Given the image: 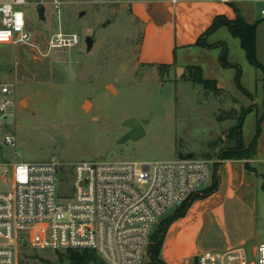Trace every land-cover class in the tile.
I'll list each match as a JSON object with an SVG mask.
<instances>
[{"label": "rangeland", "instance_id": "374dc122", "mask_svg": "<svg viewBox=\"0 0 264 264\" xmlns=\"http://www.w3.org/2000/svg\"><path fill=\"white\" fill-rule=\"evenodd\" d=\"M29 1L33 4L24 8L29 38L15 45L0 41V86L11 90L9 94L0 92V100L12 103L0 113V164L52 159L62 163L56 180L59 196L72 194L67 165L80 160L168 161L190 154L215 165L220 163L222 151L235 146L232 129L243 113L245 145L252 140L258 120L260 129L256 155L244 161L245 169L253 176L258 163L264 173V74L243 54L231 51L245 74L244 85L252 92L240 101L213 83L200 84L203 76L199 66L139 63L142 27L128 8L121 7L122 0H58L59 13L50 5L51 0ZM40 6L45 8V20L38 18ZM59 31L76 33L79 43L71 49L52 48L50 40ZM87 36L92 38L90 50L86 49ZM19 65L30 76L17 75ZM232 72L227 69L225 74ZM232 86L229 90L235 92L237 87ZM129 117L138 121L143 134L119 142L128 131L123 123ZM6 135L14 138L12 145L4 142ZM209 183L207 180L201 187ZM10 189L11 183L2 179L0 168V191ZM259 217L256 238L246 245L251 259L253 250L264 243L262 194ZM158 226L159 222L155 223L150 232L143 264H151L148 247ZM203 239L204 233L199 241ZM209 241L206 234L208 250L221 248L216 244L210 249ZM185 263L192 264L193 259ZM18 264L69 263L63 251L22 248Z\"/></svg>", "mask_w": 264, "mask_h": 264}, {"label": "built area", "instance_id": "2783aa9c", "mask_svg": "<svg viewBox=\"0 0 264 264\" xmlns=\"http://www.w3.org/2000/svg\"><path fill=\"white\" fill-rule=\"evenodd\" d=\"M29 4L33 3L0 0V33L8 37L3 42L23 44L29 38L24 12ZM50 5L59 13L58 0H51ZM79 41L76 33L59 31L50 44L71 49ZM0 92L11 90L0 86ZM11 104L0 100V113ZM13 140L4 137L7 145ZM62 166L53 159L0 164L2 179L11 183L9 191H0V264H18L22 248L88 250L95 254L92 264L97 256L101 264H143L154 224L203 188L211 179L213 162L192 156L168 161L80 160L67 165L72 194L59 196L56 180ZM60 183L65 184L61 179ZM252 257L244 246H238L200 253L193 264H264V243L253 250Z\"/></svg>", "mask_w": 264, "mask_h": 264}, {"label": "crops", "instance_id": "0c3cea01", "mask_svg": "<svg viewBox=\"0 0 264 264\" xmlns=\"http://www.w3.org/2000/svg\"><path fill=\"white\" fill-rule=\"evenodd\" d=\"M122 4L121 7L128 8L142 27L139 63L177 68L199 66L203 78L215 81L219 89L240 97V101L247 97L236 85L239 69V83L250 92L244 85L245 74L231 54L234 49L246 59L238 38L235 41L228 28L220 26L203 36L210 47L195 43L216 17L234 20L239 15L246 23L257 25L256 57L264 65V17L261 15L264 0H122ZM238 47L243 53L237 51ZM223 52L230 66H222ZM227 69L233 70L230 76L225 74ZM230 84H233L231 88L237 87L235 92L229 90ZM220 160L216 170L218 189L210 196L196 200L183 218L169 226L161 251L167 264H184L200 253L238 246L246 248L256 238L259 201L261 194L264 196V173L258 163L254 167L256 173L250 176L243 160ZM206 234L212 244L210 249L216 244L221 248L208 250Z\"/></svg>", "mask_w": 264, "mask_h": 264}, {"label": "trees", "instance_id": "16d2710c", "mask_svg": "<svg viewBox=\"0 0 264 264\" xmlns=\"http://www.w3.org/2000/svg\"><path fill=\"white\" fill-rule=\"evenodd\" d=\"M220 26H226L230 32V34L238 38L240 42V46L243 49L247 61L256 69H258L262 74H264V65H262L257 57H256V44H255V37H256V24H248L246 23L241 16L237 15L234 20H228L224 17H216L210 27L205 31V33L199 37L196 41V45L201 47H210V45L206 44V41L203 36L213 32L215 29L219 28ZM221 64L224 67L230 66V64L226 61V54L223 52L220 58ZM162 66V65H159ZM200 72V69H198ZM238 75L236 77V85L238 89H240L244 94H248V92L240 85L239 83V69H237ZM213 83L216 85V82L213 80H206L204 78L199 80L200 84L206 83ZM262 89H264V77H262ZM227 118H233L230 115H227ZM230 116V117H229ZM244 120V114L242 113L238 119L237 124L232 129V133L235 131L234 140L235 146L232 149H227L222 151L220 154V159L222 160H250L252 156L256 155V140L259 136L260 129L258 126L259 120L256 122V132L247 145L244 144V140L242 137V125ZM218 164L213 165L212 168V177L210 180V184L203 187L198 192L192 194L188 199L182 202L179 206L175 207L170 211L169 214L162 217L158 222L159 226L158 229L152 235L151 243L148 247V255L151 260V264H167L162 260L161 251L162 245L164 242V238L169 226L176 220L183 218L190 206L199 199H203L205 197L210 196L218 189L219 180L216 175ZM244 167L247 169V163H244ZM256 173V169L252 170ZM65 257L69 264H87L88 262L93 263L95 259V254L88 250L82 251H72L68 250L65 251ZM194 262V259H193ZM193 264V263H192Z\"/></svg>", "mask_w": 264, "mask_h": 264}, {"label": "water", "instance_id": "95a60500", "mask_svg": "<svg viewBox=\"0 0 264 264\" xmlns=\"http://www.w3.org/2000/svg\"><path fill=\"white\" fill-rule=\"evenodd\" d=\"M44 12H45V8L43 6H40L37 8V15H38V18L40 20H45ZM85 44H86V49L90 50L92 47V38L89 36L85 37ZM20 72L24 73L25 75L30 76L29 72L26 69H24V67H22L21 65L17 66V69H16L17 75L20 76ZM110 88H112V86H110ZM86 103H88V102H85V104ZM85 104H84V106H85ZM5 118L6 117H4V119ZM123 124H124V126H126L128 128V131L119 140V142H124V141L129 140V139H136L143 134V131H142L138 121L135 118L129 117L124 121ZM190 156H191L190 154L187 155V157H190ZM101 263H102L101 258L99 256H97L96 257V264H101Z\"/></svg>", "mask_w": 264, "mask_h": 264}, {"label": "snow or ice", "instance_id": "6c2138e0", "mask_svg": "<svg viewBox=\"0 0 264 264\" xmlns=\"http://www.w3.org/2000/svg\"><path fill=\"white\" fill-rule=\"evenodd\" d=\"M20 17L17 15V17H16V23L17 24H20ZM0 38H7V35L6 34H2V33H0Z\"/></svg>", "mask_w": 264, "mask_h": 264}, {"label": "clouds", "instance_id": "9594fccd", "mask_svg": "<svg viewBox=\"0 0 264 264\" xmlns=\"http://www.w3.org/2000/svg\"><path fill=\"white\" fill-rule=\"evenodd\" d=\"M7 39H8V37L7 38H0V41H5Z\"/></svg>", "mask_w": 264, "mask_h": 264}, {"label": "bare ground", "instance_id": "6f19581e", "mask_svg": "<svg viewBox=\"0 0 264 264\" xmlns=\"http://www.w3.org/2000/svg\"><path fill=\"white\" fill-rule=\"evenodd\" d=\"M87 105H88V103L85 104V106H87Z\"/></svg>", "mask_w": 264, "mask_h": 264}]
</instances>
